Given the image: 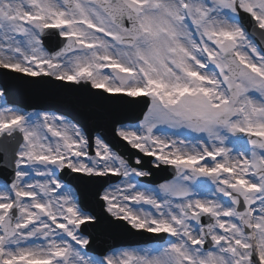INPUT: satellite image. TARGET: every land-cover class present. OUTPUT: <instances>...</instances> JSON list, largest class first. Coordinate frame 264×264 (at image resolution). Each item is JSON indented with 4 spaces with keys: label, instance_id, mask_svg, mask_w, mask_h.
<instances>
[{
    "label": "snow or ice",
    "instance_id": "obj_1",
    "mask_svg": "<svg viewBox=\"0 0 264 264\" xmlns=\"http://www.w3.org/2000/svg\"><path fill=\"white\" fill-rule=\"evenodd\" d=\"M0 264H264V0H0Z\"/></svg>",
    "mask_w": 264,
    "mask_h": 264
},
{
    "label": "water",
    "instance_id": "obj_2",
    "mask_svg": "<svg viewBox=\"0 0 264 264\" xmlns=\"http://www.w3.org/2000/svg\"><path fill=\"white\" fill-rule=\"evenodd\" d=\"M108 137H110V134H108Z\"/></svg>",
    "mask_w": 264,
    "mask_h": 264
}]
</instances>
